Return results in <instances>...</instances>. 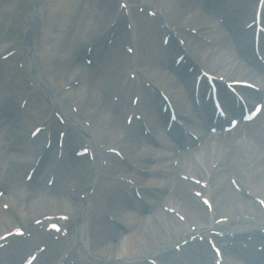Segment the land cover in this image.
Instances as JSON below:
<instances>
[{"label": "bare ground", "instance_id": "obj_1", "mask_svg": "<svg viewBox=\"0 0 264 264\" xmlns=\"http://www.w3.org/2000/svg\"><path fill=\"white\" fill-rule=\"evenodd\" d=\"M259 1L261 0L240 2L243 8L234 12L238 19L234 28L232 31L225 32L224 27L219 24L213 28L210 26L218 19L217 15L222 16L226 11L223 0H212V7L206 5L205 8L199 5H205L206 0H155V6L149 9L154 12L158 10V18L151 19L155 23L159 21L160 24L167 22L161 33H173L183 42L185 48L180 46L179 41L176 42V37H173L170 43L183 49L175 53L176 56L183 52L189 59L190 62L183 65L184 69L174 67L175 58H171L170 49L172 53V48L176 47L169 44L165 48L163 40L161 44H158L153 28H150L151 25H144L142 19L144 17L141 15L131 17L135 20L134 28L138 29L137 38H133L135 54L132 58L122 57L121 61L116 63V52L120 53L116 45L125 46L119 39L114 48H110L113 53L95 55L96 66L89 69L86 62L78 61V57L82 55L81 58L84 59L88 55L86 47L92 46L96 38L105 32L113 20L122 18L116 15L119 8L115 0H34L33 9L26 14L28 24L26 36L17 44L5 43L3 33L11 17L15 0H0V60L2 58V62L13 63L16 59L15 52H19V47L27 48L33 56V68L41 80L44 76L40 66L45 67L44 72L48 77L45 83L48 85H45V88L43 86V90L54 86V93H56V95L54 93L47 95V100L52 97L50 98L52 102L49 100L52 106L43 103L44 98L37 99L26 94L27 98L32 99H30L31 103H25V108L19 112L22 116L16 118L13 115L9 119V126L0 125V178L2 183H7L9 186L7 193L0 196V244L7 241V239L5 241L1 239L4 234H9L17 230L19 226L32 223L38 218L51 215L49 222L55 220V217L62 222L63 218L69 216L77 221V226L73 229L74 232L70 234L68 241L90 249L94 256L103 261L132 264L129 261L138 262L140 258L142 264H147L151 255L156 256L155 259H157V253H160L166 262H173L172 259L176 258L189 260L193 264H217L213 260L214 255L207 251V247L200 248L197 246L199 244L191 246L188 244L187 247L182 248V251L176 250L177 244L172 243L177 238L182 241L197 235L192 227H187L188 222H191L192 226L197 224L198 232H204L206 228L221 231L229 228L231 230L229 232L246 235L247 230L256 229V227L264 229V212H262L264 209L262 207L264 203V123L260 124L258 120H255L250 123V129L244 130L247 132L250 144H245L244 140L236 143L223 138L204 137L200 143L202 145L199 144L191 151L184 150L181 153L171 152L172 146L164 140L161 150L148 145L140 120L135 118L131 124L128 123L130 114L140 115L143 120H147L148 126L160 139L166 137L172 145L177 146L176 142L170 141L165 135L167 130L165 119L169 121L170 116L168 111L165 113L161 111L163 103H160L162 95L159 93H164L168 97L178 114L180 111L190 116V125H193L196 109L189 102V97L193 95V85L199 70L189 73L191 66L197 68L200 64L210 73L220 74L226 82L238 80L255 81L256 84L264 82L263 66L252 64L254 66L251 68L244 61L253 59L250 48L245 43V38L251 33L244 32L243 26L248 12L251 11L250 9L254 10ZM130 2L136 3V0H130ZM207 12H213V14ZM39 25L41 32H39ZM231 37H236V42ZM96 46H98L97 43ZM137 54H139L138 59H135ZM5 56L8 57L4 58ZM183 81H186V84ZM103 88L107 90V94L110 90L114 94L119 93V115L114 116L111 110L105 107ZM237 91L241 92V89L237 88ZM0 92H2L0 96L5 97L6 100L22 103V98L18 97L19 92L15 88L7 86L0 89ZM26 92L29 93L31 90L26 89ZM62 99L71 100L74 109L71 105H68L67 109L61 107L58 101ZM133 99L138 100L135 103ZM225 104L228 110L234 108L232 103ZM202 105L200 110L202 120L197 129L205 134L204 127L212 124L210 123L211 113L209 114L211 106L204 102ZM56 112L65 114L67 122L72 121L75 115L79 121L86 124L85 137L89 141L91 150L97 155L95 160H98L94 162L93 167L90 165L93 161L87 158L75 163L67 157L65 160L62 158L61 164L55 167L64 166V169L58 168L55 171L50 167L52 161H47V165L43 162L42 154L48 151L45 148L46 141L50 139L53 142L56 131H60L64 126L59 123L53 124V115ZM125 113L127 116L124 118ZM4 115L0 112V120ZM14 124L21 128V133L27 128L32 129L34 125L44 126L45 129L33 139L27 137L26 143H29L30 148L23 153L20 150L22 141L16 136V130L12 129ZM172 134H177V131L175 130ZM71 136L72 134H69V137ZM251 136L258 144H252L254 142ZM77 144L78 142L72 144V151ZM64 146L68 147V143ZM113 147L120 150L123 158L110 154L107 165L105 162L102 166L104 150ZM39 158H42V161H37ZM153 158L158 162L157 164L150 165L151 163L146 162ZM20 163V167L25 168L19 172L18 164ZM131 164L136 165L137 168L132 167ZM26 168L36 169L35 173H38L37 169L40 168L38 171L42 174L41 178L45 179L52 171L56 175L53 186L49 188L43 181V184L40 183L41 185L29 189L25 176L29 174L30 169L24 171ZM144 170L150 173L148 175L150 178L139 175ZM62 171L66 172L65 176H62ZM168 171L171 174L167 178L159 175ZM115 172L119 178H113ZM174 174L188 175V180H180L181 176L171 177ZM17 178L20 180L18 181ZM94 180L95 183L90 186L91 181L94 182ZM132 181H135L132 186L133 191L127 185ZM94 184H96V193L94 195L88 193L86 198H81L80 193L77 196V193L72 191L63 192L75 185L84 195L88 189L91 190L94 187ZM149 184L161 186L163 193L158 199L155 196L152 200L155 211L144 215L140 212L144 206L137 199L134 200L132 195H135V186H147L149 189L151 188ZM165 187L167 193L163 197ZM239 188L241 191L248 192L253 198L256 197L260 203L257 204L256 201L241 195V192H238ZM194 189L201 191V196L194 195ZM155 190H145L142 193L154 198ZM104 195L106 197L103 199ZM203 200L210 203L212 209L205 202V208H203ZM166 209H170L172 213ZM101 211L104 214L109 211L114 222H110L109 219L107 225L104 221L98 222V212ZM89 212L93 216L92 220ZM178 213L181 214L182 219ZM219 218L227 219V221L217 222ZM122 219L130 226L124 233H121L117 227L120 225L118 220ZM236 223L240 225L235 228L233 224ZM32 230L39 231V225L36 226L34 223ZM36 236L38 234L29 239H19L12 245L10 251H7V254L1 255L0 264H10L8 260L15 254L19 258V255H22L21 250L27 249L30 242L33 250L38 251L43 244L38 245L37 241L33 240ZM217 236L214 235V239L211 236L210 239L216 242V245L223 244L221 254L223 259H229L237 264L236 260L240 251H236L234 247H239L240 240L246 239L241 237L237 239L229 235L228 239L219 240ZM231 240L235 241L232 247H230ZM4 247L8 246L4 245ZM44 251L42 253L47 255V249ZM62 253L64 252L60 251L61 255ZM215 259L217 261L219 258L216 256ZM37 260L35 259L33 264H48L45 257ZM223 261L221 264H224ZM82 263L96 264L91 259H86Z\"/></svg>", "mask_w": 264, "mask_h": 264}, {"label": "rangeland", "instance_id": "obj_2", "mask_svg": "<svg viewBox=\"0 0 264 264\" xmlns=\"http://www.w3.org/2000/svg\"><path fill=\"white\" fill-rule=\"evenodd\" d=\"M13 1V0H12ZM150 2L148 3L147 1H145V2H141V3H144L145 4V6H147L146 4H148V5H152V6H155L154 5V3H155V0H149ZM32 2H34V0H15V2H14V7H13V11H11V14H10V18H9V20H8V23H7V25H5L6 26V29H5V31L3 32L4 33V36H5V43L6 42H8V43H10V44H17L21 39H23V37L25 36V32H26V30H27V26H28V24H27V21H26V14H28L32 9H33V3ZM148 7V6H147ZM149 10V8H146V10L145 11H148ZM144 14H146L147 15V13H144ZM208 21H211L210 19H207ZM212 23V22H211ZM220 23V22H219ZM216 24H218V23H216ZM41 25V24H40ZM40 25H39V27H40ZM145 25V24H144ZM159 24L156 22L155 24H154V28H155V32H154V35L157 33V30H159ZM223 27L225 28V26L223 25ZM227 29V28H226ZM40 31H41V27H40ZM39 31V32H40ZM96 33V32H95ZM38 38H39V35L37 36V38H36V40L38 41ZM20 49L22 50V55H24V56H20V57H24L25 59H26V61H27V64H29L30 65V62H31V56H30V54H29V52H28V49L27 48H23L22 46L20 47ZM120 50V49H119ZM121 51V50H120ZM149 51V50H148ZM123 53H125V50L124 51H122ZM150 52V51H149ZM80 56V55H79ZM80 59H78V61H79ZM16 62V61H15ZM29 65H28V67H29ZM14 68H16V65H15V63H11V62H2V61H0V70H1V75H0V78L1 79H3V76L5 77V75H7L8 73L9 74H13V75H15V73H17L20 77L22 76L21 75V73H20V71H19V69L17 70H14ZM42 69H45V67L42 65ZM41 69V70H42ZM43 71V70H42ZM32 72V71H31ZM30 74V73H29ZM3 75V76H2ZM31 75V74H30ZM33 76V75H32ZM31 76V77H32ZM45 80H46V82H47V76L45 75ZM1 79H0V86H2L1 85ZM41 80V79H40ZM43 81V80H42ZM44 82V81H43ZM46 84V83H45ZM53 85H56V84H54V83H52ZM103 85V84H102ZM49 92L50 93H54V86L53 87H51V89H49ZM105 92H107V91H105ZM104 92V93H105ZM55 94V93H54ZM105 95V107H108V109L109 110H111V112L113 113V115L115 116V115H119V105H114L113 103L115 102L116 103V101H114L113 99L114 98H112L113 96L112 95H114V93L112 92V90H110V92H109V94H107V93H105L104 94ZM115 96H117L116 94H115ZM69 103H71V100H69L68 101ZM72 104H73V102H72ZM113 110V111H112ZM16 131H18V129L16 128ZM15 137V136H14ZM17 137H19V134H17ZM164 139V138H163ZM156 146H158V147H160L161 146V142L159 141V144H157ZM161 148V147H160ZM172 151V150H171ZM108 155V154H107ZM106 159H107V157H106ZM109 159V158H108ZM117 160V159H116ZM153 160H154V158H153ZM118 161V160H117ZM152 161V160H151ZM154 163H158L156 160H154L153 162H151V164L150 165H153ZM106 168V167H105ZM106 171H107V169H105ZM104 170V171H105ZM113 174H115L114 175V177L113 178H119L118 177V175L116 174V172L115 173H113ZM111 180H112V178H110ZM99 189L100 190H103V189H101V187H99ZM114 189V188H113ZM99 190V191H100ZM98 191V192H99ZM113 193V192H112ZM243 196H246V197H248V198H251V195H248L245 191L243 192ZM113 212V211H112ZM98 216H97V221L98 222H106V225L108 224L107 222H108V218H106V216H105V214H104V212H98ZM89 216H90V219L92 220V218H93V216L91 215V213L89 212ZM96 221V222H97ZM118 223H120V225H117V227H119V230H120V232L121 233H124L125 232V229H126V227H124L126 224H127V221H125V220H118ZM74 226H75V223L73 222V221H71V226H69V228H68V230H69V232L70 231H72V232H74V230H73V228H74ZM113 228H115V227H113ZM72 232H70V234H72ZM75 244H73L72 246H73V248L75 249L74 250V259H76V260H79V262L80 261H84V260H86V259H91V260H93V259H97V257H95L94 255H93V252L91 253V252H88V250L87 249H85V248H83L81 245H77L76 246V248H75V246H74ZM99 261V260H98Z\"/></svg>", "mask_w": 264, "mask_h": 264}]
</instances>
